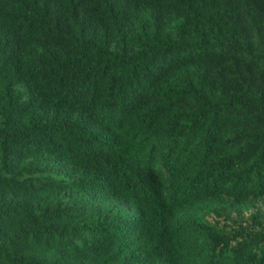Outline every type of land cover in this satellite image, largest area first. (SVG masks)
<instances>
[{"label": "trees", "instance_id": "1", "mask_svg": "<svg viewBox=\"0 0 264 264\" xmlns=\"http://www.w3.org/2000/svg\"><path fill=\"white\" fill-rule=\"evenodd\" d=\"M0 264H264V0H0Z\"/></svg>", "mask_w": 264, "mask_h": 264}]
</instances>
